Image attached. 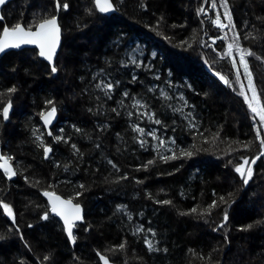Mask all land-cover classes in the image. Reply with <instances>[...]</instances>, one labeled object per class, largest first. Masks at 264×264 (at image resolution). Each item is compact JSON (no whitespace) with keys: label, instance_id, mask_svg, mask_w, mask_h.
<instances>
[{"label":"trees","instance_id":"trees-1","mask_svg":"<svg viewBox=\"0 0 264 264\" xmlns=\"http://www.w3.org/2000/svg\"><path fill=\"white\" fill-rule=\"evenodd\" d=\"M70 3L69 13L58 14L62 25V46L57 60L59 71L55 77L48 75L45 64L32 60L30 51L12 52L0 58V91L13 84L19 88L12 96L10 121L0 124V153L15 157L13 165L18 173L22 172L32 181L42 182L40 188H35L25 183L21 175L8 180L0 172V199L14 206L16 226L31 246V251H28L17 235L7 232L15 226L0 210V233L8 237L0 241V264H19L21 260L25 264H39L49 253L52 255L51 264H100L96 251L108 255L113 264H264V225L249 231L238 230L264 219V158L253 165V179L242 187L232 166L240 162L241 156L251 159L257 155L259 141L255 139L251 113L243 98L237 95L240 85L235 83L236 69L229 58H220L225 50L224 42L217 41L213 46L215 52L199 43L202 40L210 44L209 37L223 35L210 23L214 12L209 11L208 17L196 15V9L201 4L207 9L210 0L209 3L205 0H145L146 9L139 7L140 0H123V3L114 0L119 11L111 17L98 12L93 16L86 15L85 9L92 7L91 0H70ZM229 4L237 31L241 33L242 45L264 57V21L257 19L264 17V0H229ZM51 9L50 0H16L4 6L1 14L6 17L5 23L11 25L17 22L21 13L24 22H29L33 14L39 15ZM161 15L164 20L158 29L153 30ZM78 23H87L88 27L80 31L76 27ZM194 31L198 33V42L193 47L177 46L181 41L193 43ZM245 33L249 35L247 40L243 39ZM120 34L125 36L128 49L139 46L143 50L146 63L151 60V54L156 53L152 62L161 77L156 81L151 73L138 70L141 84L128 85L130 90L142 92L143 88L151 85L167 90L165 80L170 79L173 84L170 94L183 93L189 104L196 106L197 128L209 143H204L195 130L189 131L187 122L180 114L173 115L170 109L167 110L170 117L167 129L147 123L141 125L155 127L162 137L175 138L179 147L191 148L195 144L201 151L191 159L168 164L158 161L147 172L137 171L139 165L155 156V152L151 147L148 150L139 148L131 140L133 134L130 130L125 135L126 142L115 139V131L127 129L123 118L114 122L109 133L100 134L103 139L99 142L104 145V150L93 148V144L98 142L95 132L97 119L86 112L92 102L87 95H81V90L91 80L92 73L103 66L106 55L112 56L116 52V60L123 58L125 48L113 47ZM228 35L230 39L231 33ZM165 36L170 39H164ZM204 59L212 65L211 69ZM248 61L258 92L264 91V62L254 57H248ZM14 66L18 69L16 72L11 71ZM216 71L227 76L234 88L224 85L214 74ZM240 71L242 73V69ZM241 79L246 86L247 80L243 75ZM186 84H191L195 92L185 87ZM48 97L59 102L57 122L50 130L56 135L63 128L65 135H72L71 142H76L85 153L79 167H76L77 159L72 157L68 145H54V155L50 154L52 160L46 161L42 149L33 143L32 128L44 131L37 113ZM261 102L264 103V96ZM172 103L180 106L175 99ZM189 110L184 109L185 112ZM172 119L176 120L175 125H172ZM74 124L89 133L91 140L75 133ZM172 127L176 128L175 132L171 131ZM215 133H219V138L213 141ZM147 139L150 144H155L150 137ZM45 140L50 143L51 137L45 136ZM249 141L252 143L245 149L243 144ZM117 147L120 152L116 151ZM109 158L117 163L121 170L119 173L106 163ZM229 160L232 164L226 167ZM53 161L60 163L61 167H54ZM64 163H69L68 171L64 170ZM259 167L262 170L259 171ZM177 168L180 169L178 172ZM169 172L172 175H168ZM125 173L127 180L111 183ZM105 177L108 182H105ZM136 180L144 183L136 184ZM80 183L88 185V190L78 198L84 219L74 229L77 242L71 247L56 218L50 223L38 222L40 209L34 205L40 204L41 209L46 205L41 192L48 184H54L56 193L67 198L75 194L76 185ZM229 192L233 193L235 202L231 206L220 205L213 209L211 216L206 217L208 223L195 214L179 215V212H189L197 206L199 211ZM148 193L155 199H170L173 205L156 204L147 198ZM118 204L128 205L133 215L131 222L122 213L114 215ZM224 208L228 210L229 220L224 228L213 231L222 221ZM141 223L157 232L154 242L160 249L167 248L166 253L148 252L143 236L151 238L150 234L132 235L134 227ZM28 224L33 227L28 228ZM89 225L91 228L85 232L83 229ZM225 235L227 241L224 240ZM124 240L128 242L125 252L115 255L105 252V249Z\"/></svg>","mask_w":264,"mask_h":264},{"label":"snow or ice","instance_id":"snow-or-ice-1","mask_svg":"<svg viewBox=\"0 0 264 264\" xmlns=\"http://www.w3.org/2000/svg\"><path fill=\"white\" fill-rule=\"evenodd\" d=\"M9 0H0V8H3ZM52 5L51 11H44L41 14H33L32 19L29 22H24L23 13H21L20 18L14 24L5 23L6 17L0 14V55H10L13 54L12 50L30 51L32 60L35 62L37 60L45 61V70L49 76L55 77L59 71L58 60V48L62 44V25L60 23L59 13H69L71 11L70 0H50ZM123 3V0H120ZM205 3H209V0H205ZM92 7L85 9V13L88 16L95 15L96 12L101 14H110L119 11L114 0H91ZM139 7L146 9L147 5L145 0H140ZM209 11L215 13L214 18L210 19V23L218 29L223 35H218L216 37H209L211 44L206 41L200 40L199 43L202 46L209 47L212 51H216L213 47L217 40L224 42L225 50L220 58L227 57L230 59L232 67L236 69L235 72V83L239 84V91L237 95L243 98V102L247 105V109L251 113L252 127L255 130V139L259 141V152L257 155L253 156L251 159L245 156L240 157V162L232 166V170L237 174L241 185L247 186L249 182L253 179L254 168L258 160L264 158V103L261 102V97L264 96V91L258 92L256 84L254 82L253 73L250 69L248 57H254L256 60L264 62V57L258 55L251 48H245L241 43V33L237 31V25L234 22L232 7L229 4V0H210L209 7L206 9L204 4H201L196 9V15L208 17ZM258 20L264 21V17H257ZM164 20L161 15L157 20L155 29H158L160 23ZM204 21L201 20L200 24L203 25ZM247 22H245V26ZM77 29L83 31L88 27L87 23L76 25ZM147 27V25H146ZM173 27H176L173 25ZM255 27V26H253ZM202 30V29H201ZM257 31H260L257 29ZM229 32L231 33V38L229 39ZM159 34V32H157ZM198 33L194 31L193 33V43H188L187 41H181L179 47L187 48L193 47L194 43H197ZM207 35V33H205ZM249 35L244 34L243 39L247 40ZM164 39H170L169 37H164ZM253 39H256L253 37ZM25 46H31L30 49ZM125 48L123 58L116 60L115 56L118 53L113 52L112 56L106 55L103 60V66L99 67L91 75V80L86 83V86L81 90V95H87L92 102L85 110L92 117L97 119V124L95 126L96 141L93 144V148L97 150H104V145L102 144L103 137L100 135L102 133H109L111 129L114 128V122H118L119 119H125L127 123V129L124 132L115 131L114 137L119 142H126L125 135L127 131L133 134L131 140L139 146V148L148 150L151 147L152 151L155 152V156L152 159H148L146 162L139 165L136 169L137 171H149L150 168L157 164L159 161L163 164H168L171 161L176 160H186L191 159L195 154H197L201 149L196 148L193 144L191 148H183L177 145L175 138H165L158 135V130L155 127H144L141 126L143 123L148 125L160 126V128L167 129V120L170 118L167 114V110H171L172 114H180L182 119L187 122V128L189 131L195 130L200 135L204 143H209L210 141L204 137L203 133H200L197 128L198 119L194 115L195 105H190L188 99L183 93L170 94L173 89V84L171 80H165L167 90L160 88L157 85H151L142 89V92H134L130 90L128 85H138L141 84L140 75L138 70H145L147 73H151L152 79L159 81L161 79L160 75L155 71V65L152 61L156 58V53L151 54V60L145 62V53L139 48V46L127 48V40L123 34L117 36L116 40L113 42V47L115 49ZM186 50V49H185ZM218 55H220L218 53ZM237 57L239 58L237 60ZM204 63L208 65L211 69L212 65L209 64L207 59H204ZM242 69V73L240 71ZM17 67H12L11 71L16 72ZM224 85L234 88V84L230 82L229 78L220 72L216 71L214 73ZM169 77L172 73L169 72ZM247 80V85L245 86L242 82V77ZM125 77L127 81L125 83ZM83 77L81 80L83 81ZM190 91L195 92V89L191 84H186ZM19 91V88L13 84L10 87L4 88L0 91V124L10 120V110L13 109L12 96ZM151 93L152 96L148 97L147 94ZM250 93V95H249ZM200 95V93H196ZM207 96V93L203 94ZM176 100L179 102L180 106H175L172 101ZM155 101V103H153ZM58 101L54 98L48 97L43 101V107L37 113L40 121L43 123L44 131L39 128H32L33 143L40 149H42L43 159L48 161L52 160V155H54V145L65 144L71 149L72 157L77 159L76 167H79L80 162L85 158V153L78 147L76 142L72 141V135H65V129H59V134L53 135L50 130V125H52L53 120L56 118L59 111ZM159 105V107H157ZM189 108L190 110L185 112L184 109ZM172 125L176 124V120L172 119ZM75 133L81 134L83 137L91 140V135L81 127H77L75 124L72 125ZM171 131L175 132L176 128L172 127ZM45 136L51 137V142H46ZM151 138L155 141V144H150L147 138ZM219 138V133L213 135V141ZM195 139V137H193ZM237 143H241L237 141ZM252 142L249 141L243 144L245 149L249 148ZM171 145V146H168ZM117 152H120V148H116ZM206 151V149H204ZM15 157L8 155L6 153H0V172L8 180H12L13 177L17 175L23 176V173H18L13 165ZM106 163L111 166L117 173L121 170L117 163H114L113 159H107ZM232 164L229 160L228 164ZM53 166L59 169L61 164L53 161ZM63 168L65 171L69 170V163H64ZM75 170V169H73ZM180 169L177 168L178 172ZM27 171V168L24 169ZM99 171V168L96 169ZM172 175L171 172L167 173ZM25 183L29 184L31 187L40 188V180H30L28 176H23ZM128 175L122 174L117 177L116 180L111 181V183L118 184L122 180H127ZM105 182H108V178L105 177ZM136 184L144 183L143 180H136ZM88 190V185L80 183L76 185V191L73 196L67 198L58 195L55 191L54 184H48L43 188L41 195L46 198L47 204L41 209L40 204H35L34 207L40 209L38 211V222H52L55 217H58L62 221V231L66 234L67 242L75 245L77 242V236L74 234V229L77 228L78 222L83 221L82 216V205L79 202V197L83 196L84 192ZM215 196L216 193L213 192ZM233 193L229 192L227 196L220 195L218 200H213L204 208L199 206L193 207L189 212H179V215H191L195 214L198 218L204 220L208 223L206 217L211 216L212 210L219 207L220 205L231 206V203L235 201L232 200ZM147 198L153 200L154 203L159 205H173V201L170 199H155L151 193L147 194ZM0 210L2 214L12 221L14 228H9L8 233L17 235L24 243V247L31 251V246L25 241L22 230L16 226V214L14 211V206L3 199H0ZM116 213H122L127 217V220L131 222L133 220L132 213L128 210V205L118 204L116 205L114 215ZM138 215H143V213H138ZM229 220V213L227 208L223 209L222 221L217 224L213 231H217L225 227ZM151 221H149V225ZM264 225V219L256 220L254 223L247 224L239 231H249L256 226ZM28 228H32V224L27 225ZM91 225L84 228L85 232L89 231ZM148 233L149 235L143 236V244L149 253L152 252H167V248L160 249L157 246V242H154V238L157 236V232L152 227L145 228L144 224H138L134 227L132 235ZM8 237L6 234L0 233V241L6 240ZM224 240L227 241V235L224 236ZM127 240L122 241L118 245L111 248L105 249V252H110L113 255L117 253H123L127 250ZM96 256L102 264H110V259L108 255L102 253L101 251H96ZM52 255L45 254L39 264H51ZM19 264H25L24 260H21Z\"/></svg>","mask_w":264,"mask_h":264},{"label":"water","instance_id":"water-1","mask_svg":"<svg viewBox=\"0 0 264 264\" xmlns=\"http://www.w3.org/2000/svg\"><path fill=\"white\" fill-rule=\"evenodd\" d=\"M14 1H16V0H9V3H11V2H14ZM8 3V4H9ZM8 4H6V5H8ZM5 5V6H6ZM1 11H2V8H0V14H1ZM99 13V12H98ZM100 15H102V16H104V17H111V16H113V15H115L116 14V12H114V13H110V14H101V13H99ZM215 28V27H214ZM218 30V29H217ZM217 41H221V40H217ZM217 41H216V44H217ZM209 42H210V44H211V40L209 39ZM215 44V45H216ZM61 46H62V44H61ZM26 48H28V49H30L31 48V46H25ZM60 49H61V47L60 48H58V54H59V52H60ZM12 52H14V53H16V52H21V50H12ZM3 55H0V58L2 57ZM40 62H42L43 64H46V62L45 61H42V60H39ZM10 112H11V110H10ZM40 120V119H39ZM7 122V121H6ZM56 122H57V116H56V118L53 120V123H52V125H50V129L52 128V127H54V125L56 124ZM40 123H41V125H42V127H43V123H42V121H40ZM43 129H44V127H43ZM244 187H246V186H244ZM41 197H42V199L45 201V203L47 204V200H46V198L45 197H43L42 195H41ZM82 216H83V208H82ZM57 220H58V222L60 223V225H61V227H62V221H60L59 220V218L58 217H55ZM83 218H84V216H83ZM11 221V220H10ZM12 222V221H11ZM83 222V221H82ZM82 222H78V225L79 224H81ZM64 234V236H65V238H66V234L65 233H63ZM66 240H67V238H66ZM69 245L71 246V247H73L74 245L73 244H71V243H69ZM100 262V261H99ZM100 264H102V262H100ZM110 264H113V263H111L110 262Z\"/></svg>","mask_w":264,"mask_h":264},{"label":"rangeland","instance_id":"rangeland-1","mask_svg":"<svg viewBox=\"0 0 264 264\" xmlns=\"http://www.w3.org/2000/svg\"><path fill=\"white\" fill-rule=\"evenodd\" d=\"M243 1H244V0H243ZM247 1H249V0H247ZM242 3H243V2H242ZM249 3H250V2H249ZM229 61H230V59H229ZM9 121H10V120H9ZM9 121H8V122H9ZM260 170H262V167H259V171H260Z\"/></svg>","mask_w":264,"mask_h":264},{"label":"flooded vegetation","instance_id":"flooded-vegetation-1","mask_svg":"<svg viewBox=\"0 0 264 264\" xmlns=\"http://www.w3.org/2000/svg\"><path fill=\"white\" fill-rule=\"evenodd\" d=\"M4 124L6 123V122H3Z\"/></svg>","mask_w":264,"mask_h":264}]
</instances>
